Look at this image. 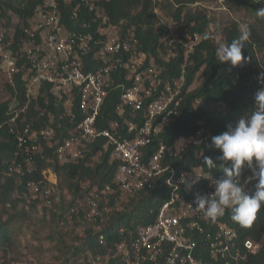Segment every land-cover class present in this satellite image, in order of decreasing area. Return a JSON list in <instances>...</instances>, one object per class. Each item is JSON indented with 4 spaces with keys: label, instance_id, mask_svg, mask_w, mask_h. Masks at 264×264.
<instances>
[{
    "label": "built area",
    "instance_id": "1",
    "mask_svg": "<svg viewBox=\"0 0 264 264\" xmlns=\"http://www.w3.org/2000/svg\"><path fill=\"white\" fill-rule=\"evenodd\" d=\"M96 1L79 0L72 11L76 18V9L84 4L93 13L92 31H87L90 25L84 23V32H71L60 20L59 7L72 0H40L15 51L10 49L14 34L0 25V104L6 105L5 124L16 140L5 176L22 185V199L39 200L49 209L58 200L57 177L49 168L34 177L44 150L51 149L55 162L65 166L83 160L92 145L101 143V150L107 151L114 163L115 189L105 185L102 192L93 190L90 197L77 200L73 209L83 210L85 219L101 217L103 222V216L111 214V208H100V195L105 198L117 193V197L128 199L156 184L165 189L151 223L120 229L121 241L115 244V251L123 264H247L262 243L239 239L221 217L209 220L192 203L195 193L214 192L212 177L219 178L200 164H175L188 151L196 162L201 161L202 146L210 135L206 123L198 120L194 132L175 137L171 144L161 137L180 116L186 68L201 35L177 25L173 31L168 29L156 55L147 54L139 50L135 27L127 21L110 23ZM177 57V74L165 77L167 66ZM17 77L24 88L22 104ZM44 86L61 109L60 119L72 123L76 105L82 116L60 141L56 139L54 114L37 104ZM114 90L121 91L114 109L116 117L101 128L99 112ZM30 114L35 119L28 118ZM152 145L153 151L148 152ZM181 173L200 179L186 189L179 182ZM247 178L238 182L245 186ZM98 242L104 243L103 235ZM88 257L89 264L102 262L99 256Z\"/></svg>",
    "mask_w": 264,
    "mask_h": 264
},
{
    "label": "trees",
    "instance_id": "2",
    "mask_svg": "<svg viewBox=\"0 0 264 264\" xmlns=\"http://www.w3.org/2000/svg\"><path fill=\"white\" fill-rule=\"evenodd\" d=\"M207 0H97L95 5L103 9L108 21L112 24L125 20L129 25L135 27V33L139 40V50L156 55L157 47L163 39H166L167 28L158 22L154 10L162 3L169 7L171 18L179 24L182 29L189 32L201 34L202 40L196 47L194 54L190 57L189 64L186 68V82L180 107V116L178 120L162 134V139L171 144L173 139L180 135H188L194 132L198 120H203L210 130V136L202 146L203 156L200 162L193 159L192 151H188L175 164L183 167L200 164L206 171L211 172L217 178L222 176L220 162L216 159L221 153L219 150L211 146V137L218 135L227 130V125H235V122L242 116L250 115L254 109V95L261 87H264V71L258 60L257 53L259 46L263 42L264 34V17L257 15L256 10L264 8V0H223L241 6L250 17L255 20L256 25H248L243 31L235 22H231L223 29L222 43H231L233 39L239 38L245 30L248 32L247 40L243 41V54L248 57L246 63L230 67L227 63L221 64L216 57V51L220 46L213 37L206 35L209 21L201 19L195 12L186 8L193 6L199 2ZM40 0H0V23L8 26L10 19L8 14H14L18 17L20 25L14 31V45L10 47L15 51L16 44L24 36V30L27 28V21L33 17L36 7ZM79 3V0H72L70 4H61L59 7L60 20L64 27L71 32H84L82 24L90 25L87 31H92L94 24L91 23L93 13L88 10L84 4L76 9L77 17H72V11ZM169 11V12H170ZM3 18L6 19L2 22ZM261 30V31H260ZM263 33V34H262ZM180 58L167 66L165 77L175 76L177 74V65ZM201 74L202 79L197 87L190 89L195 82L196 76ZM16 88L18 90V99L20 104L24 102L23 84L19 77L16 80ZM188 91L186 92V90ZM121 95L120 90L112 91L105 99L104 105L98 115V124L101 128H106L107 124L115 119L114 109ZM37 104L47 111H51L55 116L56 123V139L68 136L70 130H74L76 124L81 120L77 105L74 108L75 118L72 123L66 118L60 119L61 109L54 105L52 98L47 93V86L41 89V93L37 98ZM6 105L0 104V205L15 206L18 202L27 204H36L44 210H53L56 202L49 209L42 207L39 200H24L20 197L22 185L16 178L6 177L5 172L8 165L11 164L16 149V140L13 133L7 127L5 115ZM28 118L35 119L34 114H30ZM154 145L148 148V152H152ZM98 155V162L93 165L90 160ZM205 156L211 157L216 163V167L209 169L204 163ZM38 173L34 177H40L41 172L50 169L56 177L61 174L66 184V189H71L76 199L64 206L65 212H69L70 217L74 218L78 223L84 221H92L101 226V230L92 235L90 231L82 237L77 248L73 251V256L90 254L92 257L99 256L109 258L110 262L123 264V261L116 254L115 244L121 241L120 229L127 227L133 228L138 225H147L151 223L158 207L164 200L165 189L156 184L153 188L145 189L137 195L128 198L130 200L128 211L114 210L111 214L101 222V217L94 220H86L84 211H75L73 207L77 200H85L91 194H87L92 190L100 193L104 190L105 185H110L115 189L113 183L114 163L108 158V152L101 150V143L91 146L89 153L83 160L77 163L60 166L55 162L51 149H45L43 157L37 160ZM251 171L245 167L241 174V180ZM58 180V177H57ZM257 181L251 180L247 182L245 189L251 194L254 192V185ZM82 183H87V190L84 194H80ZM93 192V191H92ZM87 194V195H86ZM85 195V196H84ZM100 208L105 206H114V198L117 193L112 195H100ZM53 208V209H52ZM73 210V212H72ZM60 215L58 216L59 219ZM238 234L239 239L249 238L255 242L262 239L264 235V207L257 213L251 227H241L238 223L232 221L230 210L226 211L221 217ZM103 235L104 243L99 244L98 238ZM10 232L5 223L0 224V252L2 246L9 242ZM200 239L198 238V241ZM204 260L207 259L206 253L202 254ZM5 264V263H0ZM89 264V262H87ZM247 264H264V243L260 252L248 259Z\"/></svg>",
    "mask_w": 264,
    "mask_h": 264
},
{
    "label": "rangeland",
    "instance_id": "3",
    "mask_svg": "<svg viewBox=\"0 0 264 264\" xmlns=\"http://www.w3.org/2000/svg\"><path fill=\"white\" fill-rule=\"evenodd\" d=\"M169 9L165 3H162L154 10V13L161 25L173 31L177 23L171 18ZM188 10L195 12L201 19L209 21L206 31L219 45L223 44V29L231 22L237 23L241 31L248 25H256L255 20L248 15L244 8L223 0L199 2L185 9V11ZM7 18L10 19L7 29L11 34H14L15 28L20 25L19 19L14 14H8ZM5 21L6 19L3 18L2 22ZM29 28L30 24L28 23L24 31L29 30ZM258 50L257 57L262 71H264V39ZM201 79V74H198L191 89L197 87ZM98 160L99 156L96 155L90 162L95 165ZM57 177L58 200L55 208H52L53 210H44L36 204L22 202H18L15 206L0 205V224H6L11 236L9 242L2 246L0 263L87 264L89 260L87 253L85 256L80 254L73 256V251L78 247L86 232L90 231L92 235H95L102 228L92 221H84L83 223L82 220L78 223L70 217L69 212L64 211L63 207L73 202L76 197L71 189L65 188L66 184L63 176L58 174ZM86 190L87 183H82L80 194H84ZM92 191L87 194H91ZM129 204V199L118 195L114 201V206L107 207L111 208L112 211H128ZM101 259V264H116V262L111 263L107 257H101Z\"/></svg>",
    "mask_w": 264,
    "mask_h": 264
},
{
    "label": "clouds",
    "instance_id": "4",
    "mask_svg": "<svg viewBox=\"0 0 264 264\" xmlns=\"http://www.w3.org/2000/svg\"><path fill=\"white\" fill-rule=\"evenodd\" d=\"M256 13L264 17V8L257 9ZM206 35H209L207 31ZM247 38L248 32L245 30L230 44H221L216 51L219 62L227 63L230 67L246 63L248 57L243 54L242 49L243 41ZM226 127V131L211 137V146L221 153L216 159L220 162L222 176L219 179L212 177L214 192L208 194L197 192L192 203L209 220L215 221L222 217L226 210H230L232 221L241 227H251L257 213L264 207V87L255 93L254 109L250 115H244L235 122V125L229 124ZM203 163L209 169L216 167V163L208 156L203 158ZM245 167L251 171L244 177V179L248 177L246 182L257 181L251 194L245 189L247 183L244 186L238 182ZM199 179L191 173H181L179 182L185 184L186 189H191ZM258 242L263 245L264 235Z\"/></svg>",
    "mask_w": 264,
    "mask_h": 264
}]
</instances>
